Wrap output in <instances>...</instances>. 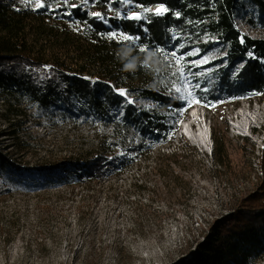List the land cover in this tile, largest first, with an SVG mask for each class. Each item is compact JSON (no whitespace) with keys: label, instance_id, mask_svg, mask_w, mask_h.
Masks as SVG:
<instances>
[{"label":"trees","instance_id":"obj_1","mask_svg":"<svg viewBox=\"0 0 264 264\" xmlns=\"http://www.w3.org/2000/svg\"><path fill=\"white\" fill-rule=\"evenodd\" d=\"M25 1L0 0V93L8 101L28 100L42 110L55 107L73 116L113 121L117 136L85 156L27 169L0 140V174H58L60 182L86 183L122 173L140 156L147 158L157 143L169 142L174 133L170 113L183 101L164 87L170 73L166 68L157 70L163 82L148 79L157 75L148 65L152 56L170 57L194 74L195 97L208 106L264 95V36L243 34L236 21L249 3L264 31V0H77L75 5L49 0L50 6L41 0L31 8ZM124 3L143 9V16L117 15ZM156 7L165 11H149ZM216 49L218 54L201 67L190 63L198 58L191 50L203 55ZM132 128L141 139L128 143L118 138ZM215 151L224 166L223 146ZM258 167L255 190L228 215L208 223L192 260L184 257L174 264H256L264 252V144Z\"/></svg>","mask_w":264,"mask_h":264},{"label":"rangeland","instance_id":"obj_2","mask_svg":"<svg viewBox=\"0 0 264 264\" xmlns=\"http://www.w3.org/2000/svg\"><path fill=\"white\" fill-rule=\"evenodd\" d=\"M70 3L79 2L63 0L64 5ZM23 4L39 7L41 0ZM157 9L162 8L149 11L157 13ZM143 14V9L131 3L117 11L133 19ZM258 17L257 10L246 3L236 16L241 32L253 38L264 36ZM191 54L198 58L190 63L201 67L218 50L203 55L191 50ZM170 60L152 56L148 65L157 75L150 74L148 79L163 82L157 70L166 68L170 73L164 87L183 105L170 113L174 117L171 140L157 143L147 158L140 156L129 169L106 179L77 184L60 182L63 178L58 174L52 178L24 171L0 174V264H174L184 257L192 260L208 223L228 215L239 199L255 190L264 121L251 130L259 144L232 134L230 123L241 104L264 106V95L208 106L195 97L194 74ZM133 103L151 105L143 100ZM195 107L202 108L210 121L212 156L206 157L183 140L176 144L177 121ZM115 131L113 121L73 116L55 107L42 110L28 100L8 101L0 93L2 146L26 169L97 151L113 141ZM118 138L128 143L141 139L133 128ZM218 144L226 153L224 166L215 153ZM256 264H264V252Z\"/></svg>","mask_w":264,"mask_h":264},{"label":"bare ground","instance_id":"obj_3","mask_svg":"<svg viewBox=\"0 0 264 264\" xmlns=\"http://www.w3.org/2000/svg\"><path fill=\"white\" fill-rule=\"evenodd\" d=\"M199 107H195L191 109L190 113L193 120L195 118V128L196 130L193 131L191 128L190 122H186L181 126V130L187 136V138L193 143L198 146L202 145L207 152L211 151L212 148V141H210L209 137L211 138V127L210 121L206 123L204 110ZM239 114V118L233 119L232 123L230 124L231 133L237 135H249L251 139L259 144V139L257 136H254L249 126H257L260 127L261 123L264 121V106L259 107L256 103L255 106H250L246 103H243V107H240V110L235 112V116ZM204 128L201 125H204ZM206 142L209 146H206Z\"/></svg>","mask_w":264,"mask_h":264},{"label":"water","instance_id":"obj_4","mask_svg":"<svg viewBox=\"0 0 264 264\" xmlns=\"http://www.w3.org/2000/svg\"><path fill=\"white\" fill-rule=\"evenodd\" d=\"M247 104V103H246ZM241 105H243V104H241ZM249 105V104H248ZM240 110V108H238V111ZM191 111V110H190ZM239 114H237L236 116L234 115V117H232V120L234 119L235 120V118L237 119V118H239ZM192 118V115H191V113L189 112L188 114H187V117L185 118V119H179L178 121H177V123H176V130H175V137H176V139H177V141H176V144H177V142L179 141V139L180 140H183L185 143H187L188 145H190L191 147H193V148H195L196 150H198V152H200V153H202V154H204L206 157L207 156H212V152H213V142H212V148H211V151L210 152H207V150L206 149H204L203 148V146L202 145H200V146H198V145H196V144H193L188 138H187V136L183 133V131L181 130V126L184 124V123H186V122H190V125H191V128L193 129V131H195L196 130V128H195V123H194V121H195V118L193 119V120H190ZM206 123H207V121H206ZM232 123V122H231ZM230 123V124H231ZM203 128H204V126H205V124L204 125H201ZM258 127L257 126H252V125H250L249 126V129H257ZM240 136H242V137H244V138H248V139H251V137L249 136V135H240ZM209 139H210V141H212L211 140V138L209 137ZM174 144V143H173ZM175 145V144H174ZM206 146H209L208 145V143L206 142Z\"/></svg>","mask_w":264,"mask_h":264},{"label":"snow or ice","instance_id":"obj_5","mask_svg":"<svg viewBox=\"0 0 264 264\" xmlns=\"http://www.w3.org/2000/svg\"><path fill=\"white\" fill-rule=\"evenodd\" d=\"M164 11H165L164 9H157V13H158V14H162ZM134 18H138V17H134ZM120 94H121V95H124L123 92H121ZM129 102H131V101H129Z\"/></svg>","mask_w":264,"mask_h":264}]
</instances>
